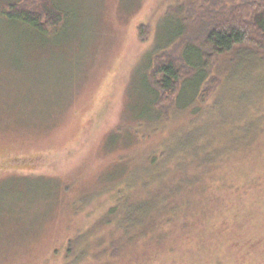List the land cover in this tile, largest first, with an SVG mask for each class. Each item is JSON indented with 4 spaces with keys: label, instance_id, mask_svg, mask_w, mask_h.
I'll return each mask as SVG.
<instances>
[{
    "label": "rangeland",
    "instance_id": "rangeland-1",
    "mask_svg": "<svg viewBox=\"0 0 264 264\" xmlns=\"http://www.w3.org/2000/svg\"><path fill=\"white\" fill-rule=\"evenodd\" d=\"M11 1L0 0V11ZM55 2L66 19L53 34L0 18V264H103V246L94 258L76 254L83 242H115L102 240L111 227L99 222L125 175L202 146L210 171L197 175L208 184L193 189L187 212L198 233L181 246L179 226L156 259L119 264H264V52L241 46L216 56L206 104L195 96L189 108L170 107L165 121L134 122L143 78L135 93L130 87L160 43V25L185 18L189 29L176 27L184 35L161 52L181 58L184 43L203 35L201 5ZM74 249L75 263L66 256Z\"/></svg>",
    "mask_w": 264,
    "mask_h": 264
},
{
    "label": "trees",
    "instance_id": "trees-1",
    "mask_svg": "<svg viewBox=\"0 0 264 264\" xmlns=\"http://www.w3.org/2000/svg\"><path fill=\"white\" fill-rule=\"evenodd\" d=\"M55 1L14 0L6 4L4 11H0V18L35 34L48 35L59 29L66 19L65 13ZM193 1L199 3L200 10L204 12L199 15L201 21L196 27L201 31L199 35H203H195L199 41L185 42L181 58L176 59L161 52L184 35L185 30L189 29L188 24L183 23L186 22L185 18L177 16L171 18L170 24L160 25L164 28L163 31L160 29L158 36L160 43L154 49L156 51L146 57L143 74H139L130 87L131 93H135L143 78V112L131 116L134 122L153 124L159 120L165 121L170 107L176 105L181 109L189 108L195 96H199L200 102L206 104L213 91L209 86L210 70L216 56L230 54L241 46L264 52V0ZM208 10L210 16L207 15ZM168 25L170 29L166 28ZM181 25L186 29L175 33L176 27L180 28ZM163 32L168 34V39ZM141 34L146 35L143 29ZM183 94L189 95L188 101L183 99L184 103ZM202 147L197 152L189 149L191 157L182 156L181 160L178 157L175 160L172 155L166 161L153 157L141 170L125 175L129 179L119 187L112 208L99 222L102 227H111L103 231L102 240L115 242H83L79 251L84 255L77 253L76 256L94 258L103 246L106 249V261L103 264L132 262L137 256L143 258L142 263H146L161 254L160 249L166 247L168 238L179 226L176 234L184 239V242H178L183 246L188 235L198 233V229L192 228L193 222L189 224L190 220H198L187 214L190 199L197 190L208 184L204 183L200 174L197 175L200 170L203 175L210 171V151ZM205 149L207 152L201 156ZM173 163L175 167L170 168ZM140 171L143 176L136 177V172ZM198 185L202 186L193 190ZM161 215L164 217L161 218ZM78 244L71 242L70 245ZM119 250L120 256L115 257ZM66 254L72 260L70 262H77L73 256L75 249L67 250Z\"/></svg>",
    "mask_w": 264,
    "mask_h": 264
}]
</instances>
